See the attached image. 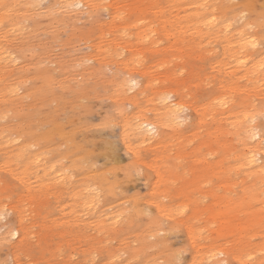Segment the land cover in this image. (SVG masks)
Wrapping results in <instances>:
<instances>
[{
    "label": "rangeland",
    "instance_id": "374dc122",
    "mask_svg": "<svg viewBox=\"0 0 264 264\" xmlns=\"http://www.w3.org/2000/svg\"><path fill=\"white\" fill-rule=\"evenodd\" d=\"M87 3L0 0V50L11 56L0 51V264H208L192 258L198 248L250 264L246 253L264 243V204L250 197L226 122L264 95L245 97L241 78L223 91L230 81L216 70L226 26L249 32L255 54L264 48V0ZM131 78L139 83L128 90ZM165 96L180 103L181 124L142 148L132 118L156 119ZM84 200L109 219L78 220Z\"/></svg>",
    "mask_w": 264,
    "mask_h": 264
},
{
    "label": "bare ground",
    "instance_id": "6f19581e",
    "mask_svg": "<svg viewBox=\"0 0 264 264\" xmlns=\"http://www.w3.org/2000/svg\"><path fill=\"white\" fill-rule=\"evenodd\" d=\"M90 0H55V3L60 4L59 8H70V9H78L82 7H87ZM103 1V0H100ZM206 4L197 6L198 9H203ZM214 21V20H213ZM194 31L190 32V36L194 35V32H198L196 27H193ZM223 32L222 36L224 40H226V49L222 53L224 55V60H219L218 64L220 67L217 68V65L214 67L217 68L216 72L219 79V83H222L225 79L230 81V85H222L225 87L223 91L234 89L235 81L237 79H244L245 83L242 88L239 90L242 91L245 97L252 98V102H255L256 98L260 95H264V91H259L258 93H253L254 88L262 87L264 85V81L258 83L260 80H264V48L257 51L255 54L252 52L256 50L259 45L257 40L249 35V32L246 31H236L231 33L230 28L227 26L221 29ZM253 44L255 47H253ZM1 45V43H0ZM1 48V46H0ZM1 51V50H0ZM1 52L5 53V58H10L9 52L5 49ZM226 60V61H225ZM231 60L232 65L226 67ZM226 62V63H225ZM225 67L222 68L224 65ZM222 66V67H221ZM228 68V69H227ZM215 69V68H214ZM239 72V75H238ZM138 81L134 79H129L128 90L134 89L138 86ZM222 91V90H221ZM222 91V92H223ZM256 92V91H255ZM221 95V94H220ZM224 96V94L222 95ZM170 96H165L162 100L164 105L160 108L158 112H155L154 115L157 118H161L163 115L165 116V122L160 124L156 119H148L144 117V114L139 113L135 117V121H133V125L129 128L131 130L132 135H136L138 140V145L142 148H156L160 145L163 140V127H170L173 125L181 124L179 120L181 106L177 101H169ZM231 100L223 98L221 101H217V107L221 112H225L227 109L229 102ZM264 112V101L259 103V107L256 104L251 109L243 111L239 115H233L232 119L226 122L227 131L231 134L235 135L240 148L235 151L233 157L237 161V168L241 169L243 173V178L248 180L251 183L250 189V197L257 201L258 203L264 204V129H262L257 118H260V113ZM248 116H256L255 122L245 121L244 117ZM263 119V117L261 118ZM259 123V124H258ZM128 122L126 123L127 126ZM263 125V124H262ZM123 129L120 139L123 142L125 149L128 154L136 155L138 150L135 149L131 144L130 133ZM58 179V182L62 184L65 188L68 187L69 179L66 176H62L61 174L55 176V180ZM84 200L79 201V205L84 209H87L86 212L81 213L77 217L78 220L83 221L84 224H89L88 220L93 217H100L97 219V223L105 222V220L109 219L108 216H104V214H98L95 211V206L91 201ZM158 211H163L165 216L170 215V210L167 208H160ZM116 216L112 215L110 218L114 219ZM249 220H258V213L255 211H251L249 215ZM261 220H264V216H261ZM116 221H114L115 223ZM251 223L247 222V227H250ZM12 231H16L19 234V230L17 228ZM11 237V236H10ZM13 238V237H12ZM20 238V234L18 235ZM200 249L195 250L192 258L195 261H198L201 258H205L208 264H230L226 258H220L219 260H214L215 257H211L212 251L201 252L198 253ZM258 254L253 255L251 253H246L247 258L251 257L252 261L250 264H264V243H262L259 247L256 248ZM223 250H219L216 253L222 252Z\"/></svg>",
    "mask_w": 264,
    "mask_h": 264
},
{
    "label": "snow or ice",
    "instance_id": "6c2138e0",
    "mask_svg": "<svg viewBox=\"0 0 264 264\" xmlns=\"http://www.w3.org/2000/svg\"><path fill=\"white\" fill-rule=\"evenodd\" d=\"M253 47H255V45L253 44ZM262 67H264V66H262ZM261 117H264V112H262V113H260L259 114ZM256 116H248V115H246L245 117H244V119H245V121H251V122H255V120H256ZM6 213H4V212H0V220H4L5 218H6ZM18 232H16V231H11L10 232V236L11 237H13V238H18ZM224 254H223V252H219V253H216V252H214V253H211V257H215V256H223ZM248 259L250 260L251 259V257H248ZM240 264H244V260L243 259H241V262H240Z\"/></svg>",
    "mask_w": 264,
    "mask_h": 264
}]
</instances>
